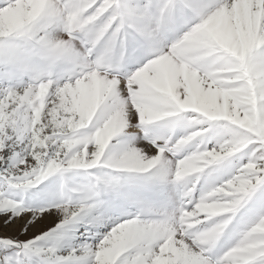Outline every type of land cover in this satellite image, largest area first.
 <instances>
[{
    "label": "snow or ice",
    "instance_id": "6c2138e0",
    "mask_svg": "<svg viewBox=\"0 0 264 264\" xmlns=\"http://www.w3.org/2000/svg\"><path fill=\"white\" fill-rule=\"evenodd\" d=\"M0 264H264V0H0Z\"/></svg>",
    "mask_w": 264,
    "mask_h": 264
}]
</instances>
